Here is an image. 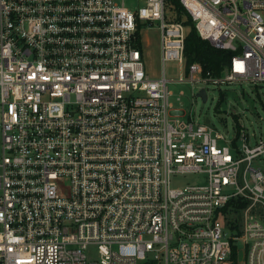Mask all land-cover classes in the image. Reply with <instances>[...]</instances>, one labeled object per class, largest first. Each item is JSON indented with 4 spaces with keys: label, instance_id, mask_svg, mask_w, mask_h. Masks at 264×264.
<instances>
[{
    "label": "built area",
    "instance_id": "1",
    "mask_svg": "<svg viewBox=\"0 0 264 264\" xmlns=\"http://www.w3.org/2000/svg\"><path fill=\"white\" fill-rule=\"evenodd\" d=\"M167 2L0 0V264H264V134L229 138L169 87L264 83V0H180L233 52L221 75L187 64ZM155 26L160 78L143 58ZM192 173L203 179L173 184Z\"/></svg>",
    "mask_w": 264,
    "mask_h": 264
},
{
    "label": "rangeland",
    "instance_id": "2",
    "mask_svg": "<svg viewBox=\"0 0 264 264\" xmlns=\"http://www.w3.org/2000/svg\"><path fill=\"white\" fill-rule=\"evenodd\" d=\"M127 5H138V0H126ZM173 7L167 2V14L170 18ZM172 19V18H171ZM157 24V23H156ZM157 26L142 32L146 48L143 51V58L147 72L154 78L163 75L162 51L160 48V34L156 30ZM166 74L169 78L178 79L183 71L177 60H169L165 64ZM223 71L221 74H224ZM171 101L177 105L193 109L198 121L202 123L214 124L217 128L232 138L237 129H241L242 124L250 133L264 134V83H254L252 81H232L222 84L186 83L170 82ZM202 87L207 89L208 99L198 97ZM197 97V101L195 98ZM2 133L0 125V161L2 158ZM254 165L264 172V155L254 161ZM203 179L202 174H179L172 178L175 186L187 183L199 182ZM63 192L68 194V185L61 180ZM228 215V214H227ZM229 216V215H228ZM227 216V217H228ZM233 216H229L230 219ZM236 217V215H234ZM230 224V223H228ZM228 232V230L226 229ZM90 257H95L96 252L90 251Z\"/></svg>",
    "mask_w": 264,
    "mask_h": 264
},
{
    "label": "trees",
    "instance_id": "3",
    "mask_svg": "<svg viewBox=\"0 0 264 264\" xmlns=\"http://www.w3.org/2000/svg\"><path fill=\"white\" fill-rule=\"evenodd\" d=\"M168 1L177 13L178 19L182 20L187 26V35L185 39V56L187 64L194 61H200L204 65L205 70H211L216 75H221L226 67L230 66L233 52L217 48L208 40L203 39L199 35L192 16L185 9L180 0ZM243 206L244 202L241 203L238 199H233L230 201L229 205L226 206L225 211L229 216L231 215L234 217V215H236ZM233 217L229 219L230 224L235 223L232 221ZM236 227L238 230V225Z\"/></svg>",
    "mask_w": 264,
    "mask_h": 264
},
{
    "label": "water",
    "instance_id": "4",
    "mask_svg": "<svg viewBox=\"0 0 264 264\" xmlns=\"http://www.w3.org/2000/svg\"><path fill=\"white\" fill-rule=\"evenodd\" d=\"M198 96L203 97L204 101H207L208 95H207V91L204 87L200 89Z\"/></svg>",
    "mask_w": 264,
    "mask_h": 264
}]
</instances>
